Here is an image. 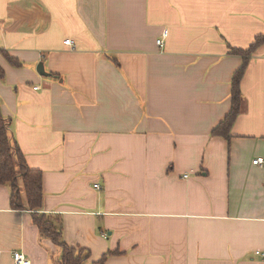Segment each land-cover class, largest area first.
Wrapping results in <instances>:
<instances>
[{"label":"crops","instance_id":"crops-1","mask_svg":"<svg viewBox=\"0 0 264 264\" xmlns=\"http://www.w3.org/2000/svg\"><path fill=\"white\" fill-rule=\"evenodd\" d=\"M261 35L264 0H0L2 113L86 264H264V42L212 133ZM33 213L0 184V264H59Z\"/></svg>","mask_w":264,"mask_h":264},{"label":"trees","instance_id":"trees-1","mask_svg":"<svg viewBox=\"0 0 264 264\" xmlns=\"http://www.w3.org/2000/svg\"><path fill=\"white\" fill-rule=\"evenodd\" d=\"M264 42V35L258 36L255 42L247 50L233 49L234 53L243 56V63L234 73L232 79V107L227 116L213 130V135L230 139L232 127L242 111L243 95L241 82L245 75L249 58L256 48ZM7 60L13 66H20L21 62L4 52ZM4 71L0 68V75ZM2 101L0 98V184H8L12 188V204L16 208H28L32 210L34 223L38 226L43 237L50 238L60 247L62 257L59 264H86L90 252L83 248L70 246L63 238L62 223L60 218L46 213H40L43 207V172L42 170L28 166L24 153L15 139L11 138L9 123L2 113ZM22 193L26 195V203L22 201ZM112 252L94 262V264H106L108 256Z\"/></svg>","mask_w":264,"mask_h":264},{"label":"built area","instance_id":"built-area-1","mask_svg":"<svg viewBox=\"0 0 264 264\" xmlns=\"http://www.w3.org/2000/svg\"><path fill=\"white\" fill-rule=\"evenodd\" d=\"M168 32L167 30H165L162 38H159L157 40V44L159 46H162L165 42V38L167 36ZM66 44H72V41L67 39L65 41ZM35 88H38V87H35ZM254 164H259V165H263L264 164V157H258L256 158L254 161H253ZM187 177V175L185 176ZM97 188L100 189V186L99 184L96 185ZM13 261H14V264H31V260L30 258L24 253V252H21V251H15L13 252Z\"/></svg>","mask_w":264,"mask_h":264},{"label":"water","instance_id":"water-1","mask_svg":"<svg viewBox=\"0 0 264 264\" xmlns=\"http://www.w3.org/2000/svg\"><path fill=\"white\" fill-rule=\"evenodd\" d=\"M37 70L40 74H45V71H44V67L42 64H40L38 67H37Z\"/></svg>","mask_w":264,"mask_h":264}]
</instances>
